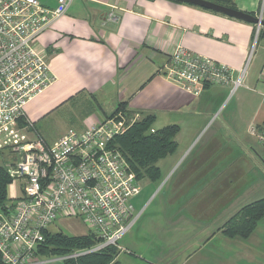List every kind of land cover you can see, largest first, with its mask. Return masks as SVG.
<instances>
[{"label":"crops","instance_id":"obj_1","mask_svg":"<svg viewBox=\"0 0 264 264\" xmlns=\"http://www.w3.org/2000/svg\"><path fill=\"white\" fill-rule=\"evenodd\" d=\"M234 2L264 19V0ZM112 6L114 21L107 18ZM179 45L236 71L252 54L244 86L233 95L223 85L198 96L187 92L165 73ZM36 48L55 79L24 106V138L53 143L45 132L54 124L65 125L62 135L72 125L84 129L120 103L155 116L154 129L180 127L176 151L161 159H171L165 176L174 184L159 204L163 216L158 224L151 216L152 226L142 221L144 208L136 210L140 217L117 248L118 264H264V218L248 238L221 229L241 207L264 198L257 171L264 151L250 133L264 124V36L258 38L255 23L176 0H73Z\"/></svg>","mask_w":264,"mask_h":264},{"label":"built area","instance_id":"obj_2","mask_svg":"<svg viewBox=\"0 0 264 264\" xmlns=\"http://www.w3.org/2000/svg\"><path fill=\"white\" fill-rule=\"evenodd\" d=\"M72 2L49 7L42 0H0V151L11 153L6 167L15 188L11 201L0 205V264H67L108 246L120 248L139 217L132 199L143 186L111 142L141 114L120 108L84 129L70 128L53 143L38 135L24 138L19 128L26 103L55 79L36 40ZM116 8L108 20L117 18ZM251 58L236 71L179 45L165 73L195 96L209 85L229 86L233 95L245 84ZM250 133L264 146V124H253ZM63 219L83 223L97 242L63 254L41 253L44 232Z\"/></svg>","mask_w":264,"mask_h":264},{"label":"trees","instance_id":"obj_3","mask_svg":"<svg viewBox=\"0 0 264 264\" xmlns=\"http://www.w3.org/2000/svg\"><path fill=\"white\" fill-rule=\"evenodd\" d=\"M209 1L236 9L235 0ZM263 36L264 27L262 26L258 38ZM119 108H126V105L120 103ZM22 120V118L19 120L20 123H23ZM154 120L155 116L153 115H143L124 134L116 136L111 142V146L120 150L125 156L138 179L159 180L162 176L161 169L158 166L159 160L173 154L178 147L176 135L180 127L178 125H168L160 129H154ZM20 123L19 125H21ZM9 155H11L10 152ZM3 157L1 156L0 159V205H5L11 201L9 187L12 183V177L6 167L8 159L6 157L5 160ZM223 203L224 201L220 204L223 205ZM263 218L264 198L241 207L221 229L228 237L248 238ZM44 234L45 240L41 244L40 252L45 255L63 254L77 248L90 247L97 242L93 235L87 233L71 235L61 230L52 231L49 228ZM117 253V247L108 246L101 251L69 261L67 264H118V261L115 260Z\"/></svg>","mask_w":264,"mask_h":264},{"label":"rangeland","instance_id":"obj_4","mask_svg":"<svg viewBox=\"0 0 264 264\" xmlns=\"http://www.w3.org/2000/svg\"><path fill=\"white\" fill-rule=\"evenodd\" d=\"M118 109H120V108L118 107ZM214 118H216V117H214ZM64 126L65 125L62 123L61 124L60 123L54 124L51 129H49L48 131L45 132L46 138L50 141H54L56 139H59V137H61L62 134L66 131ZM72 127L77 128L76 125H72ZM262 146L263 145L260 144V145H258V148L260 150L264 151V149H263L264 147H262ZM1 156H4L3 157L4 159L6 157H7V159H10L9 156H11V155H9L8 149H4V150L0 151V159H1ZM168 160H171V159L167 158L165 160H161L158 162L159 165L163 166V169H162L163 170V177L161 176L162 178H160L157 181H152L149 178H144L143 180L140 179L141 185L143 186L142 192L139 196L132 199V202L135 204L136 210H138V209L141 210L142 208H144L142 210V212L140 213L142 221L149 220V222H151L150 218H151V216L154 215V219H153L154 223L158 224L157 221L161 218V216H163V213H162L163 208H158V207H159V204L161 202H163L164 197L168 194V192L172 188V184H173V181H172L173 177L170 178L171 174H168V176H165V174L168 173V171H170V169H171L170 164L168 163L169 162ZM258 168H259V169H257L258 178H261V177L263 178L264 177L263 176V172H264L263 165L261 163H259ZM168 177H169V181H168ZM252 177H253V175H252ZM14 189H15L14 185L11 183L10 187H9L10 192L13 193ZM140 215H139V217H140ZM141 218H140V220H141ZM143 225L145 226V223H143ZM151 225L153 226L152 222H151ZM50 229L52 231L61 230L65 233H68L71 235H78V234H82V233L86 232L87 227H85L83 225V223L76 221L75 219H63L59 224L51 226ZM59 264H62V263H59Z\"/></svg>","mask_w":264,"mask_h":264},{"label":"water","instance_id":"obj_5","mask_svg":"<svg viewBox=\"0 0 264 264\" xmlns=\"http://www.w3.org/2000/svg\"><path fill=\"white\" fill-rule=\"evenodd\" d=\"M176 1L197 5L206 9H210L219 13L226 14L231 17H235L251 23H255L256 25L264 27V19L261 16H255L251 13L230 8L225 5H220L209 0H176Z\"/></svg>","mask_w":264,"mask_h":264}]
</instances>
